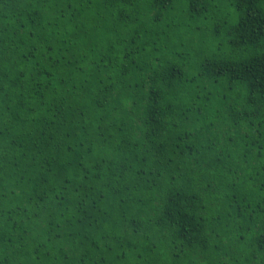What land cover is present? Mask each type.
I'll use <instances>...</instances> for the list:
<instances>
[{
	"label": "trees",
	"instance_id": "trees-1",
	"mask_svg": "<svg viewBox=\"0 0 264 264\" xmlns=\"http://www.w3.org/2000/svg\"><path fill=\"white\" fill-rule=\"evenodd\" d=\"M0 264H264V0H0Z\"/></svg>",
	"mask_w": 264,
	"mask_h": 264
}]
</instances>
